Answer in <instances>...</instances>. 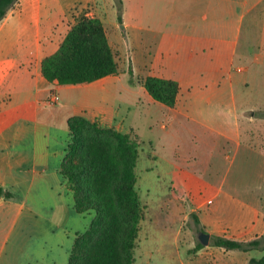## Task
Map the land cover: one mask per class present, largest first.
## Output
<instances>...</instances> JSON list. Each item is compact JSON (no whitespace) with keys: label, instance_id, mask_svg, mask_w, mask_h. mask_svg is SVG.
Instances as JSON below:
<instances>
[{"label":"crops","instance_id":"crops-1","mask_svg":"<svg viewBox=\"0 0 264 264\" xmlns=\"http://www.w3.org/2000/svg\"><path fill=\"white\" fill-rule=\"evenodd\" d=\"M120 1L119 11L115 0H20L0 23V187L12 193L0 198V264H40L48 244L56 252L48 264H67L76 235L88 227L92 215L76 213L60 173L74 116L138 137L158 125L176 148L186 133L209 147V157L219 143L229 164L233 147L259 157L262 171L247 188L252 199L207 179L206 170L177 168L189 180L185 190L197 202L190 212L206 233L240 241L264 234V152L244 144V110H232V119L225 112L234 106L232 65H264V0ZM83 11L103 23L118 73L91 83H49L41 61ZM146 77L177 82L174 107L148 95ZM142 103L147 108L137 112ZM151 110L159 114L156 124ZM145 159L155 160L148 153ZM193 159L208 168L204 158ZM147 167L150 173L155 163ZM205 248L196 251L194 264H208Z\"/></svg>","mask_w":264,"mask_h":264},{"label":"trees","instance_id":"trees-1","mask_svg":"<svg viewBox=\"0 0 264 264\" xmlns=\"http://www.w3.org/2000/svg\"><path fill=\"white\" fill-rule=\"evenodd\" d=\"M19 1L0 0V23ZM115 3L121 5L120 0ZM118 21L121 23L120 13ZM117 73L118 64L103 23L86 17L84 11L74 17L58 49L41 61L43 78L59 85L91 83ZM143 84L154 101L174 107L177 82L146 77ZM67 128L69 141L60 173L72 193L76 213L92 215L86 230L76 235L67 264H134L144 217L136 189L138 138L100 127L82 116L69 118ZM11 197L0 187V198ZM190 218L199 227L194 213ZM199 231L205 232L201 227ZM209 245L225 251H260L262 256L251 258L248 264H264V234L249 241L210 235ZM202 248L197 242L195 251Z\"/></svg>","mask_w":264,"mask_h":264},{"label":"rangeland","instance_id":"rangeland-1","mask_svg":"<svg viewBox=\"0 0 264 264\" xmlns=\"http://www.w3.org/2000/svg\"><path fill=\"white\" fill-rule=\"evenodd\" d=\"M117 6L121 10V6L118 4ZM231 72L236 79L233 87L235 108L233 105L226 106L225 112L231 118L232 110L240 113L244 110L240 118L241 131L249 136L244 144L253 148L257 153H263L264 65L259 63L249 65L246 61L240 60L232 65ZM145 108L147 107L143 103L139 104L137 112ZM151 112L155 113L153 124H156L159 114L156 111L151 110ZM140 134L141 138L135 135L140 143L139 166L135 175L136 189L141 205L144 207V217L140 223L134 264H194L196 261L195 246L199 242L198 235L201 233L199 227L202 228L203 223L199 221L198 227L190 218V211L197 207V202L192 198V193L185 190L189 180L182 172H179L177 167L183 171L206 170L205 172L209 175L207 179L215 180L230 192L246 199H252L253 196L248 193L247 188L249 184L256 182L257 176L262 171L259 157L251 156V153L244 148L237 152L233 147L231 164H229L230 159L224 157L228 154L222 153L219 143L215 145L214 155L209 157L206 152L209 147L203 146L202 140L196 144L193 138L186 133L179 136L178 148L175 144H166L171 141L160 131L158 125H155L149 134L143 135L142 129ZM147 153L155 158L154 162L145 159ZM199 157L204 158L209 165L208 168L203 167V163L194 161L193 158ZM151 163H155V167L152 172L148 173L147 166ZM225 175L226 181L223 182ZM262 203L264 206L263 201ZM12 218V216L8 217L5 229L11 224ZM86 218V221H89V217ZM209 244L203 246L207 249V251L204 250V258L207 259L208 264H233L231 259H235L237 264H243V259L247 257L262 256V252L257 250L250 251L249 254L238 250L227 251L225 254L222 252L223 249ZM52 248L53 245L48 244L45 251H41L40 264L44 262L48 264L51 261L50 257L55 256L56 252Z\"/></svg>","mask_w":264,"mask_h":264},{"label":"water","instance_id":"water-1","mask_svg":"<svg viewBox=\"0 0 264 264\" xmlns=\"http://www.w3.org/2000/svg\"><path fill=\"white\" fill-rule=\"evenodd\" d=\"M198 241L202 246H207L210 241V235L205 232H202L198 235Z\"/></svg>","mask_w":264,"mask_h":264},{"label":"built area","instance_id":"built-area-1","mask_svg":"<svg viewBox=\"0 0 264 264\" xmlns=\"http://www.w3.org/2000/svg\"><path fill=\"white\" fill-rule=\"evenodd\" d=\"M58 101V97L56 95H51L50 102L51 103H56Z\"/></svg>","mask_w":264,"mask_h":264}]
</instances>
